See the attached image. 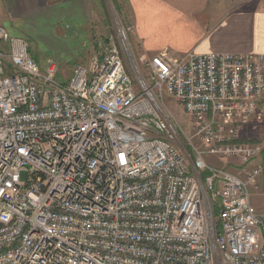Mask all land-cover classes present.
Here are the masks:
<instances>
[{
	"label": "built area",
	"instance_id": "obj_1",
	"mask_svg": "<svg viewBox=\"0 0 264 264\" xmlns=\"http://www.w3.org/2000/svg\"><path fill=\"white\" fill-rule=\"evenodd\" d=\"M128 59L61 82L0 23V264H264L262 147L237 142L264 123V54Z\"/></svg>",
	"mask_w": 264,
	"mask_h": 264
},
{
	"label": "crops",
	"instance_id": "obj_2",
	"mask_svg": "<svg viewBox=\"0 0 264 264\" xmlns=\"http://www.w3.org/2000/svg\"><path fill=\"white\" fill-rule=\"evenodd\" d=\"M48 1L0 0V23L16 34V22L51 8L46 15L54 25L72 28L87 12L88 0H52L51 7ZM115 1L125 5L129 39L146 59L162 51L264 54V0Z\"/></svg>",
	"mask_w": 264,
	"mask_h": 264
},
{
	"label": "rangeland",
	"instance_id": "obj_3",
	"mask_svg": "<svg viewBox=\"0 0 264 264\" xmlns=\"http://www.w3.org/2000/svg\"><path fill=\"white\" fill-rule=\"evenodd\" d=\"M47 3L50 6L52 0ZM50 9L42 8L16 22L14 35L28 40L29 52L41 68L48 62H53L58 68V78L61 82L67 83L70 80L75 67H88L90 59L99 58L112 48L119 51L128 67V58H131L136 61L139 69L145 70L147 59L138 54L129 39L128 31H125L129 22L127 10L122 2L88 0L86 15L80 19V23L72 25V28L65 21L54 25L55 19L46 15ZM164 99L167 108L174 114L184 131L188 132L190 125L186 112L170 97L165 96ZM237 142L259 144L262 150L256 162L264 169V123L243 128L239 132ZM178 146L186 149L183 136L180 137ZM205 159L233 172L239 173L241 169L238 160L229 157L219 158L207 153ZM250 191L255 208L264 210V175L259 178L257 187L251 186Z\"/></svg>",
	"mask_w": 264,
	"mask_h": 264
}]
</instances>
